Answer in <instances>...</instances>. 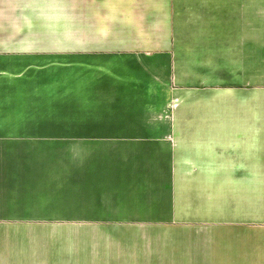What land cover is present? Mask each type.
I'll return each instance as SVG.
<instances>
[{
    "label": "crops",
    "instance_id": "crops-1",
    "mask_svg": "<svg viewBox=\"0 0 264 264\" xmlns=\"http://www.w3.org/2000/svg\"><path fill=\"white\" fill-rule=\"evenodd\" d=\"M0 264H264V0H0Z\"/></svg>",
    "mask_w": 264,
    "mask_h": 264
}]
</instances>
